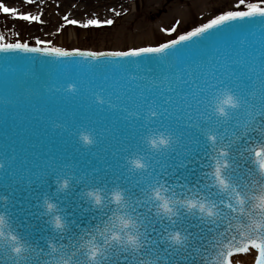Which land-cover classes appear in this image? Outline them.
Listing matches in <instances>:
<instances>
[{"label": "snow or ice", "instance_id": "1", "mask_svg": "<svg viewBox=\"0 0 264 264\" xmlns=\"http://www.w3.org/2000/svg\"><path fill=\"white\" fill-rule=\"evenodd\" d=\"M27 3L34 4L35 0H27ZM80 7L87 18H70L71 14L65 13L64 23L57 31L67 25L91 29L116 23L113 18L103 19L90 12L88 0H83ZM0 12L18 20L44 23L43 13L34 15L31 11H21L4 0H0ZM255 17L261 19L250 34L255 37L258 32L259 41L245 39L238 48H217L207 62L188 64L176 72L156 73L152 67L141 68L139 64H136L137 73L126 71L128 64L137 60L144 61L145 65L155 62L172 69L179 61V53L188 45L197 44L223 28L251 23L246 18ZM180 24L177 20L163 32L177 33ZM3 39L0 36V40ZM0 52L48 54L68 60L86 57L87 65L79 66L89 71L119 70V80L124 81L119 87L110 85L93 91L97 86L91 80H82L79 84L70 82L66 88L59 82L47 83L44 87L50 97L63 93V98L70 100L83 95L89 107L96 103L103 108L107 104L108 110L118 111L128 123L130 133H134L137 126L155 125L164 129L156 135L159 143L157 139L151 141V153L131 160L132 168L121 164L123 174L117 172L111 176L116 187L112 193L115 198L98 207L97 215L90 218L87 226L70 220L68 231L50 238L41 237L46 241L56 240L53 251L48 250L46 244L42 246L34 241L31 232L23 237L13 235L12 241L22 238L14 245L0 239V264H52L53 260L58 264L65 256L74 257L76 264H83L82 240L91 246L92 256H99L97 264H152V257L163 259L167 264H209L210 259L215 264H234L237 254H251L254 264H264V0L248 4L246 11H220L205 23L155 44L100 51L56 46L52 40L37 37L35 44L20 39L0 43ZM41 60L39 56L34 57L33 63ZM31 75L35 77L32 71ZM185 76L187 79L182 78ZM186 84H190L187 91H176ZM226 93L234 96V101L226 107H217V101ZM33 94L30 87L22 93L24 97ZM16 100L15 95L5 96L6 109ZM42 116L45 123L52 122L53 129H61V134L66 130L69 134L75 131L71 128L74 118L61 122L59 114L55 119L47 112ZM116 130L114 125L99 130L93 127L91 133L81 136L80 140L87 146L111 140L112 144L107 147L112 148L114 157L121 158L131 149L132 136H116ZM176 157L180 159L173 163ZM5 158L8 165L6 167L4 159H0V174L7 171L14 177L12 184L6 181L3 185L9 189V195L3 197L8 202L15 191L13 185L21 183L31 189L33 186L50 187L54 181L67 190L71 179L72 185L96 182L108 190L109 180L95 175L100 171L97 168L91 169V175L88 172L77 175L74 162L57 166L53 159L35 172L25 169L23 174L17 175L16 157ZM189 164L192 168L188 172L180 171ZM106 167L112 169L110 164ZM61 187L56 189L58 194ZM101 188L87 195H96ZM41 196L47 199L44 192H38L36 199L39 201ZM113 202L115 207H112ZM117 220L126 239L121 238L120 233H113V238H119L124 247L107 244L106 233L115 227ZM128 225L131 230L125 231ZM94 234L105 237L104 250L93 243ZM137 236H142L145 244L134 250ZM129 243L132 247L127 246ZM57 247L58 258L54 254Z\"/></svg>", "mask_w": 264, "mask_h": 264}, {"label": "water", "instance_id": "2", "mask_svg": "<svg viewBox=\"0 0 264 264\" xmlns=\"http://www.w3.org/2000/svg\"><path fill=\"white\" fill-rule=\"evenodd\" d=\"M246 19L250 20L251 23L223 28L220 32L202 38V41L197 44L188 45L182 49L179 53V61L172 69L155 62H149L145 65L144 61L137 60L136 63L130 62L126 71L137 73L139 69L136 64H139L141 68L152 67L156 73L161 71L176 72L177 69H183L188 64H195L200 61L207 62L217 48L221 50L238 48L245 39L259 41V33L257 32L256 36L253 37L250 32L256 30L261 18ZM256 46L259 47V43ZM37 56L43 60L34 64L33 58ZM69 59L74 60L48 54L19 53L17 55L0 52V159H4L6 167L8 160L5 156L16 157L15 164L19 168L17 175L23 174L25 169H31L35 172L54 159L57 166L74 162L77 175H82L81 172H88L91 175V169L97 168L100 171L95 175H103L105 179L109 180L108 190L105 191L99 183L83 181L72 185L70 179L69 189L61 190L60 194L56 192L58 185L54 181L50 187L45 186V188L33 186L28 189L22 183L14 184L15 191L11 194V201L8 202L3 197L9 195V189L3 185L6 181L12 184L14 177L7 171L0 174V212L8 215L17 234L23 237L24 234L31 232L32 239L42 246L46 244L48 250H50V242H56V240L49 239L46 241L40 238L54 237L57 233L53 231L44 211V196H41L38 201L36 194L44 192L47 193V198L55 197L65 216L70 220H76L82 227L87 226L90 218L97 215L98 209L87 193L90 190L101 188L100 192H103L105 196L112 194L116 187L111 182V176L117 172L123 174L120 165L124 164L127 168H132L131 160L153 151L148 142V137L157 135L158 132H164V129H158L155 125H147L145 127L137 126L135 132L130 133L128 123L118 111L108 110L107 104L103 108L96 103L89 107L88 100L83 95L70 100H65L63 93H57L54 97L48 96L44 87L47 83L59 82L66 88L70 82L75 81L79 84L82 80H91L97 86L93 91H98L99 87L108 88L110 85L119 87L124 83V81L119 80L121 74L119 70L114 72L110 68H97L93 72L86 67L79 66L87 65L88 58L77 56ZM31 71L35 73V77L31 75ZM182 78L187 79L186 76ZM29 87L34 90V94L30 97H24L22 93L25 88ZM189 87L190 84H186L183 88H177L176 91H187ZM133 90H136L135 83H133ZM81 92L83 93V89ZM13 95L17 97V100L10 103L6 109L3 102L4 97ZM91 100L94 101L95 97H91ZM45 112L52 115L54 119L59 114L61 122L70 121L74 118L75 123L71 124V128L75 131L69 134L66 130L61 134V129H53L52 122L45 123L43 119L42 114ZM78 124L83 125L77 127ZM109 125H114L117 128L116 136L121 134L132 136V147L121 158L114 157L112 148L107 147L112 144L111 140L94 146L84 145L80 140L81 136L91 133L93 127L99 130ZM179 159L180 157H176L173 163H177ZM109 164L112 165L111 170L106 167ZM191 168L192 165L189 164L181 168L180 171L188 172ZM207 171L210 173L211 169H207ZM125 176L127 177L128 174L125 173ZM185 195L190 194L185 193ZM256 195L259 196L260 192L257 191ZM252 203H258V201ZM6 204L7 207H5ZM112 207H115L114 202ZM69 213H74V215H69ZM240 260L243 261V264H254L251 254L237 255L234 264Z\"/></svg>", "mask_w": 264, "mask_h": 264}, {"label": "rangeland", "instance_id": "3", "mask_svg": "<svg viewBox=\"0 0 264 264\" xmlns=\"http://www.w3.org/2000/svg\"><path fill=\"white\" fill-rule=\"evenodd\" d=\"M90 1L96 3L98 0ZM4 2L21 11H31L34 15L43 13L44 23L18 20L11 14L0 12V36L5 38L0 43L20 39L35 44L38 37L52 40L56 46L103 51L164 42L175 38L178 33L205 23L220 11H245L248 4L258 0H130L124 15L108 14L106 8L101 7L104 12L99 15L101 18L115 19L116 23L111 26L85 29L67 25L62 31L57 29L63 25L62 17L65 13H70V18H87L85 10L80 7L83 0H35L34 4L27 3V0ZM94 7L89 5L90 12L96 13L100 9L96 5ZM164 8L165 11L160 13ZM177 20L181 21L177 33L163 32L164 28L173 26Z\"/></svg>", "mask_w": 264, "mask_h": 264}, {"label": "clouds", "instance_id": "4", "mask_svg": "<svg viewBox=\"0 0 264 264\" xmlns=\"http://www.w3.org/2000/svg\"><path fill=\"white\" fill-rule=\"evenodd\" d=\"M234 96L231 94H223L217 101V107H226L229 103H232L234 101ZM153 139H157V142L159 143V138L156 135L148 137V142L149 144L153 147L151 141ZM136 159V158H135ZM133 159V160H135ZM62 184V182H61ZM58 187H61V185H58ZM61 190H66L65 188L61 187ZM94 190H90L89 192H92ZM97 196H99V199H97ZM91 201L94 203L95 206L100 207L108 199H114L115 197L110 194L108 196H105L103 192H99L96 195H92L89 197ZM43 208L44 211L47 214V217L49 219V223L55 233H63L66 232L70 229V219L64 215L60 204L58 203L57 199L55 197L53 198H47L43 202ZM58 218V219H57ZM122 225L119 222V220L116 221L115 227L112 228L111 231L106 233L108 239H107V244L112 245V246H120L124 247L125 245L121 243V240L119 238L114 239L113 238V233H120V237L126 239L124 232L121 231ZM131 230V225H128V228L125 229V231ZM133 235H136L135 232L132 233ZM13 235H18L13 226L10 218L8 215L4 212H0V239L9 241L10 244H18L20 242V239L16 241H12V236ZM95 235V234H94ZM84 239H92V237H85ZM93 243L97 244L101 250H104L105 248V237L100 236V235H95V240ZM172 243H176V241H172ZM56 242H50V251H53V245H55ZM82 247L80 248V251L84 254L83 256V264H97V261L99 260V256H92L91 254V246L88 244H85L83 240L81 241ZM144 240L142 236H137L136 239V247L134 250H138L140 248L144 247ZM127 246L132 247V245L129 243ZM55 256L58 258L60 256V251L57 247L55 250ZM152 264H167L166 261L162 259H157L155 257L151 258ZM52 264H57V260H53ZM58 264H76L75 258L74 257H68L65 256L63 260H59ZM209 264H215L214 260H209Z\"/></svg>", "mask_w": 264, "mask_h": 264}, {"label": "bare ground", "instance_id": "5", "mask_svg": "<svg viewBox=\"0 0 264 264\" xmlns=\"http://www.w3.org/2000/svg\"><path fill=\"white\" fill-rule=\"evenodd\" d=\"M88 1H89L88 5H91L94 9H95L94 5H96V8L97 7L100 8L96 11V13H98V15H101L104 13L101 10V7L106 8V12H108V14L119 13V15H124V14H126L125 8L128 6V3L130 2V0H108V2L104 1V0H98L96 3H93L90 0H88ZM108 4H110L111 6L107 7ZM113 9H115V11H112ZM161 10H160V13L161 12L163 13L165 11V8L161 9Z\"/></svg>", "mask_w": 264, "mask_h": 264}]
</instances>
